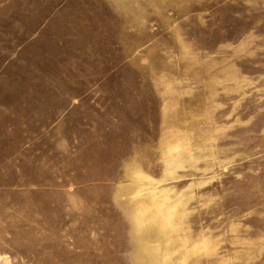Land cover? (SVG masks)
Segmentation results:
<instances>
[{"label":"rangeland","instance_id":"1","mask_svg":"<svg viewBox=\"0 0 264 264\" xmlns=\"http://www.w3.org/2000/svg\"><path fill=\"white\" fill-rule=\"evenodd\" d=\"M0 264H264V0H0Z\"/></svg>","mask_w":264,"mask_h":264},{"label":"bare ground","instance_id":"2","mask_svg":"<svg viewBox=\"0 0 264 264\" xmlns=\"http://www.w3.org/2000/svg\"><path fill=\"white\" fill-rule=\"evenodd\" d=\"M145 213V212H144Z\"/></svg>","mask_w":264,"mask_h":264}]
</instances>
